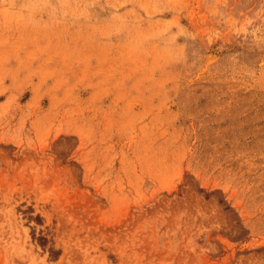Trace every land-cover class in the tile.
Listing matches in <instances>:
<instances>
[{"label": "rangeland", "instance_id": "obj_1", "mask_svg": "<svg viewBox=\"0 0 264 264\" xmlns=\"http://www.w3.org/2000/svg\"><path fill=\"white\" fill-rule=\"evenodd\" d=\"M0 264H264V0H0Z\"/></svg>", "mask_w": 264, "mask_h": 264}, {"label": "trees", "instance_id": "obj_2", "mask_svg": "<svg viewBox=\"0 0 264 264\" xmlns=\"http://www.w3.org/2000/svg\"><path fill=\"white\" fill-rule=\"evenodd\" d=\"M39 239L42 240V241H44L43 237H39ZM40 245H43V244L40 243ZM49 251H50L51 255H52V253H54V251L52 249H50Z\"/></svg>", "mask_w": 264, "mask_h": 264}]
</instances>
